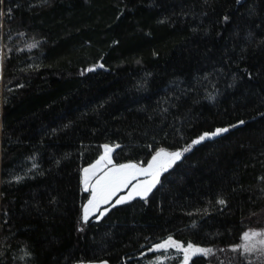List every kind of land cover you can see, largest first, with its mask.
Here are the masks:
<instances>
[{
    "label": "trees",
    "instance_id": "1",
    "mask_svg": "<svg viewBox=\"0 0 264 264\" xmlns=\"http://www.w3.org/2000/svg\"><path fill=\"white\" fill-rule=\"evenodd\" d=\"M0 13V264H146L168 236L212 249L189 264H255L231 246L264 229V0H3ZM239 120L146 199L81 221L82 169L104 144L114 163H146Z\"/></svg>",
    "mask_w": 264,
    "mask_h": 264
},
{
    "label": "snow or ice",
    "instance_id": "2",
    "mask_svg": "<svg viewBox=\"0 0 264 264\" xmlns=\"http://www.w3.org/2000/svg\"><path fill=\"white\" fill-rule=\"evenodd\" d=\"M2 2L3 0H0V3ZM237 3H240V0H237ZM225 19L227 20L228 17L226 16ZM36 46V42L28 45L29 48H35ZM0 64H2V60H0ZM99 67L102 68L103 65L101 64ZM93 70L94 68L88 69V71ZM244 123V120H239L235 125L204 131L182 149L173 151L160 147L154 151V154L151 155V159L147 161L146 165L133 161L119 164L114 163L111 155L113 151L112 146L104 144L102 146L104 149L103 154L94 163L82 169L80 184L82 190L89 193V195L87 202L82 205L81 221L87 223L90 216L97 212H99V216L96 219L103 216L108 209L104 208L103 211H100L101 207L110 203L112 198L122 189H127V195L117 199L115 205L122 204L134 197L146 199L153 188L160 183L162 173L172 168L194 145H198L206 139L217 137L229 131V128L243 125ZM116 147H119V145H116ZM33 167H36V165L33 164ZM16 179L19 180L20 178L17 177ZM218 203L224 205L226 202L223 199H219ZM241 240V244L231 246L233 251L240 249L242 250V254L258 251L261 255H264V230L250 229L245 231L241 236ZM170 248H174L178 253L183 254L181 264H189L192 257L198 253L208 255L212 252V249L197 246L192 242H188L185 246L181 241L174 239L172 236H168L160 243H154L149 251H159L161 249L166 251ZM79 264H84V262L81 261ZM88 264H91V262H88ZM103 264H106V262H103ZM151 264H161V257L157 256L156 260L151 262Z\"/></svg>",
    "mask_w": 264,
    "mask_h": 264
},
{
    "label": "rangeland",
    "instance_id": "3",
    "mask_svg": "<svg viewBox=\"0 0 264 264\" xmlns=\"http://www.w3.org/2000/svg\"><path fill=\"white\" fill-rule=\"evenodd\" d=\"M0 56H1V52H0ZM0 60H1V58H0ZM0 72H1V64H0ZM207 140V139H206ZM194 146H196V145H194ZM193 146V147H194ZM112 148L114 149V147L112 146ZM103 152H104V149H103V147H101V153H100V155L101 154H103ZM100 155H99V157H100ZM111 155H112V153H111ZM98 157V158H99ZM97 158V159H98ZM96 159V160H97ZM149 159H151V157L149 158ZM148 159V160H149ZM95 160V161H96ZM94 161V162H95ZM93 162V163H94ZM143 164H147V162L146 163H143ZM171 169V168H170ZM170 169H168V170H170ZM167 170V171H168ZM165 173V172H164ZM82 174V173H81ZM163 174V173H162ZM88 195H89V193H88ZM125 195H127V189H122L120 192H118L113 198H112V201L110 202V203H108V204H106V205H103L102 207H101V209H100V211H103L104 210V208H107L108 210H109V208H112V207H116V206H120V205H123V204H126V203H128V202H130V201H132V200H134V199H137V198H140V197H134L133 199H131V200H126L124 203H122V204H119V205H115V201L117 200V199H119L121 196H125ZM140 199H142V198H140ZM87 202V199L83 202V204L84 203H86ZM82 204V205H83ZM113 205H115V206H113ZM107 213V212H106ZM105 213V214H106ZM104 214V215H105ZM81 215H82V207H81V213H80V219H81ZM93 215H96V217L97 216H99V212H97V213H94ZM92 215V216H93ZM103 215V216H104ZM103 216H101V217H103ZM91 217V216H90ZM100 217V218H101ZM99 218V219H100ZM264 230V229H263ZM242 243V240H241V242H240V244ZM233 252H235V253H239V255L241 256V257H244L245 259L244 260H246L247 262H253V263H255V264H264V255H261L258 251H254V252H252V253H246V254H242V250H240V249H238V250H236V251H233ZM158 253H159V255L157 254V256H159V257H161V264H167V258H166V256L167 255H171V254H179V255H181V257H182V260H183V254L182 253H178L177 252V250L176 249H174V248H170V249H168V250H163V249H161V250H159L158 251ZM198 255H202V253H198L196 256H198ZM156 256V257H157ZM156 257L153 259V260H151L150 262H147L146 264H151V262H153V261H155L156 260ZM169 257V256H168ZM195 257V256H194ZM193 258V257H192Z\"/></svg>",
    "mask_w": 264,
    "mask_h": 264
}]
</instances>
